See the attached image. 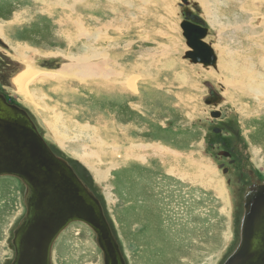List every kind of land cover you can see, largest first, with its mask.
<instances>
[{"label": "rangeland", "instance_id": "obj_1", "mask_svg": "<svg viewBox=\"0 0 264 264\" xmlns=\"http://www.w3.org/2000/svg\"><path fill=\"white\" fill-rule=\"evenodd\" d=\"M258 1L0 0V93L101 201L127 264H225L241 243L246 195L264 182V95L247 80L263 71ZM209 5L221 15L214 23ZM185 7L208 28L216 68L185 57ZM229 18L242 23L233 28ZM91 46L101 52L78 63ZM21 50L56 72L33 82L32 99L13 83ZM234 141L238 154L222 155ZM25 192L18 177L0 176V264L14 260ZM52 262L104 264L95 232L71 223Z\"/></svg>", "mask_w": 264, "mask_h": 264}, {"label": "water", "instance_id": "obj_2", "mask_svg": "<svg viewBox=\"0 0 264 264\" xmlns=\"http://www.w3.org/2000/svg\"><path fill=\"white\" fill-rule=\"evenodd\" d=\"M182 6L188 0H182ZM181 21L193 63L216 66L217 56L206 41L208 28L189 7ZM219 112V111H217ZM218 116L216 111L211 113ZM16 148V150H14ZM14 175L26 185L27 211L15 230L11 264H53V247L73 222L95 232L104 264H127L98 197L73 166L46 142L30 114L0 93V176ZM246 196L241 243L225 264H264V182ZM249 195V196H248Z\"/></svg>", "mask_w": 264, "mask_h": 264}, {"label": "bare ground", "instance_id": "obj_3", "mask_svg": "<svg viewBox=\"0 0 264 264\" xmlns=\"http://www.w3.org/2000/svg\"><path fill=\"white\" fill-rule=\"evenodd\" d=\"M219 1V0H218ZM224 1V0H223ZM258 1V0H257ZM183 2V1H182ZM253 2V1H252ZM259 2V1H258ZM227 3V2H226ZM262 3H264V2H262ZM66 4V3H65ZM182 4V3H181ZM222 4V3H221ZM220 4V5H221ZM261 4V3H260ZM259 4V5H260ZM223 5H225V4H223ZM263 4H261L260 6H262ZM227 6H228V4H227ZM250 6H251V4H250ZM264 6V5H263ZM220 8V7H219ZM225 9H223V11H224ZM246 10H248V8L247 9H242V11H240V9L238 10V9H234L233 11H232V14H238V13H241V14H247L246 13ZM207 14H208V17H209V19H210V21H212V23H214L216 20L218 21V19H220V17H221V15H219L218 14V12H217V10H216V8L215 7H213V8H211L210 7V5L208 6V8H207ZM228 12V11H227ZM230 12V11H229ZM245 12V13H244ZM254 12V11H253ZM225 13V12H224ZM231 15V14H230ZM261 15V14H260ZM226 18H227V16H225ZM263 17H264V15H263ZM225 19V18H224ZM229 20L230 21H228V24H231L232 26H233V28H237L238 26H240L241 25V21L240 20H237L236 18H229ZM263 21H264V18L262 19ZM262 20H261V22H262ZM244 22H245V20H244ZM211 23V24H212ZM264 23V22H263ZM215 25V24H214ZM223 25V24H222ZM221 25V26H222ZM243 25V24H242ZM262 25V28H264V24H261ZM181 26V25H180ZM221 26H218V23L215 25V27H221ZM225 26V25H224ZM244 26V25H243ZM232 28V27H231ZM243 28V27H242ZM239 29H241V28H239ZM208 35V34H207ZM242 46V45H241ZM225 48V47H224ZM258 49H260V48H258ZM262 49H264V48H262ZM99 51L100 50H98V51H96V49H95V47L94 46H91V48H84V52H83V54H81L80 56H74V57H76V60H77V62L79 63V62H81L82 60H87L89 57H96L98 54H99ZM101 52V51H100ZM18 57L19 58H21L20 60L22 61V62H25V64H24V67H23V69H22V72L21 73H19L15 78V80L13 81V83L16 85V87H17V90L18 91H20L22 94H24L25 96H26V98H29V99H32L31 97L33 96V93H32V89L30 90V87H31V85L33 84V82L39 77V76H42L43 74H45V73H47V74H49L50 76H54L55 74L54 73H56V72H48V71H45V72H43L42 70H39V68L38 67H36V64H35V61H34V59H31V57L30 58H27V54L23 51V50H21V53H19V55H18ZM260 57V56H259ZM80 60V61H79ZM245 62V61H244ZM247 62V61H246ZM217 64V63H216ZM250 64V63H249ZM260 65H261V67L263 68V71L262 72H258V71H256V70H253V71H251L250 70V76L248 77V79L247 80H250V82H249V84H248V90L250 91V92H253L254 94H257V95H264V75L262 74V73H264V57L262 58L261 57V59H260ZM66 66V65H65ZM91 66V65H90ZM235 67H237L238 65H234ZM206 68H210V66H205ZM214 68H216V66H213ZM66 69H67V66H66ZM246 69V68H245ZM253 69V68H252ZM242 70H244L243 68H242ZM61 71H64L65 72V69H62ZM68 71V70H67ZM94 71V70H93ZM232 71L233 72H235L236 71V68L235 69H232ZM67 73V72H66ZM81 73V72H80ZM87 74V73H86ZM92 74V73H91ZM82 75V74H81ZM246 75H248V74H246ZM40 78V77H39ZM129 81V80H128ZM133 81H135L134 79H133ZM248 82V81H247ZM135 83V82H134ZM133 84V83H132ZM134 88H135V86H133ZM132 87V88H133ZM134 90V89H133ZM59 115H61V113L59 114ZM85 127V126H84ZM85 129V128H84ZM94 129H96L95 127H94ZM83 130V129H82ZM94 132V131H93ZM97 140V139H96ZM98 142H99V140H97ZM85 142V141H84ZM100 143V142H99ZM98 143V144H99ZM86 144V143H85ZM96 144V143H95ZM82 146V145H81ZM95 146V145H94ZM96 147H97V145H96ZM99 147V146H98ZM82 148V151H85V153H84V157H83V159H84V162L87 164V165H91V164H93L92 162H91V160H89V158L88 157H90L89 156V154H90V152H87L86 153V147L85 146H83V147H81ZM100 148H103L102 146H100ZM84 149V150H83ZM14 150H16V148H14ZM102 150V149H101ZM103 150H104V148H103ZM94 151H96V150H94ZM97 151H99V149L97 150ZM105 151H107V150H105ZM103 152V151H102ZM80 153V152H79ZM77 156V155H76ZM92 158V157H91ZM249 196V195H248ZM247 197V196H246ZM25 216V215H24ZM21 221V220H20ZM20 221H19V223H20ZM19 223H18V225H17V227L19 226ZM16 227V228H17ZM16 228H15V230H16ZM91 228V227H90ZM92 229V228H91ZM15 230H14V232H13V235L15 234ZM14 238V237H13ZM96 241H97V239H96ZM97 244H98V242H97ZM99 245V244H98ZM100 247V246H99ZM101 249V248H100ZM172 250H175V247L172 249ZM101 251H102V249H101ZM174 252V253H173ZM102 253H103V251H102ZM169 253V252H168ZM168 253H167V255H168ZM176 253V250L175 251H171L170 252V254L172 255V254H175ZM16 254V253H15ZM167 255H166V257L165 256H163V260H165V258H167ZM15 258V257H14Z\"/></svg>", "mask_w": 264, "mask_h": 264}, {"label": "flooded vegetation", "instance_id": "obj_4", "mask_svg": "<svg viewBox=\"0 0 264 264\" xmlns=\"http://www.w3.org/2000/svg\"><path fill=\"white\" fill-rule=\"evenodd\" d=\"M217 99H218V96L215 95V94H213V92H211V93H209V97L207 98V101L208 102H210V101L216 102ZM217 111L218 110H216V113H218V116H220L221 113L220 112H217ZM228 147H229V150H228L229 152L226 151V150H223V151L221 150L220 153L222 155H225V156L230 155V154H235L236 155V154H238V150L240 149L241 146L240 145H237L235 143V141H234L231 144H229ZM256 184H258V183H256ZM255 187H256V185L254 187H252V189H251L250 192L254 191L255 190L254 189Z\"/></svg>", "mask_w": 264, "mask_h": 264}, {"label": "crops", "instance_id": "obj_5", "mask_svg": "<svg viewBox=\"0 0 264 264\" xmlns=\"http://www.w3.org/2000/svg\"><path fill=\"white\" fill-rule=\"evenodd\" d=\"M219 59V58H218ZM218 62H219V60H218Z\"/></svg>", "mask_w": 264, "mask_h": 264}]
</instances>
